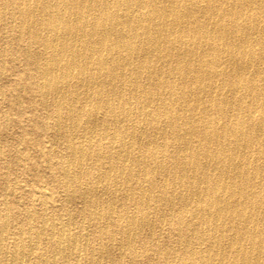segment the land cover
<instances>
[{
    "label": "bare ground",
    "instance_id": "bare-ground-1",
    "mask_svg": "<svg viewBox=\"0 0 264 264\" xmlns=\"http://www.w3.org/2000/svg\"><path fill=\"white\" fill-rule=\"evenodd\" d=\"M0 34L82 205L75 232L4 207L0 264L40 233L53 264H264V0H0Z\"/></svg>",
    "mask_w": 264,
    "mask_h": 264
},
{
    "label": "rangeland",
    "instance_id": "rangeland-1",
    "mask_svg": "<svg viewBox=\"0 0 264 264\" xmlns=\"http://www.w3.org/2000/svg\"><path fill=\"white\" fill-rule=\"evenodd\" d=\"M13 39L10 34H0V94H3L0 95V210H4V207L10 210L8 218L14 228L26 226L29 221L33 230L38 231L42 220L51 222L54 219L56 223H65L68 214L62 208H66L71 210L70 221L74 226L70 229L75 232L82 221L77 212L82 205L77 199L65 203L64 196L56 193L54 185L57 181L53 177L51 163L56 162L58 149L51 141L50 131L38 130L40 125H50L51 121L45 119L41 107H37L40 99L24 78V73L30 68L21 63L19 45L22 44ZM26 212L30 213L29 219L25 217ZM86 227L84 233L92 239L95 226L91 224ZM14 228L11 230L15 231ZM28 238V235H24L23 242ZM38 241V250L29 255L28 264H53L48 250V233H40ZM117 255L114 250V256ZM54 264H60L59 260ZM102 264L112 263L109 259Z\"/></svg>",
    "mask_w": 264,
    "mask_h": 264
}]
</instances>
